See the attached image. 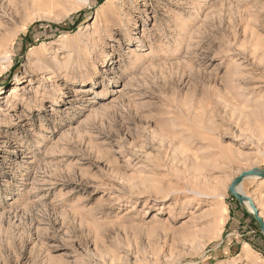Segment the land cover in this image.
Segmentation results:
<instances>
[{"label":"rangeland","instance_id":"1","mask_svg":"<svg viewBox=\"0 0 264 264\" xmlns=\"http://www.w3.org/2000/svg\"><path fill=\"white\" fill-rule=\"evenodd\" d=\"M0 29V264H264L228 190L264 169V0H0Z\"/></svg>","mask_w":264,"mask_h":264},{"label":"water","instance_id":"2","mask_svg":"<svg viewBox=\"0 0 264 264\" xmlns=\"http://www.w3.org/2000/svg\"><path fill=\"white\" fill-rule=\"evenodd\" d=\"M248 177L264 178V169L253 167L242 171L231 181L228 190L238 200L240 205L246 206V203L248 204L249 207H246L248 208V211L252 214V216L255 218V220L258 222L260 231L264 236V218L260 214L258 206L255 204L251 196L243 193L238 189L242 182Z\"/></svg>","mask_w":264,"mask_h":264},{"label":"bare ground","instance_id":"3","mask_svg":"<svg viewBox=\"0 0 264 264\" xmlns=\"http://www.w3.org/2000/svg\"><path fill=\"white\" fill-rule=\"evenodd\" d=\"M16 10V9H15ZM1 30V29H0ZM1 39H0V48L1 47H3L6 43H4V41H3V39H2V37H0ZM5 39V38H4ZM8 42V41H7ZM2 50V49H1ZM18 82L19 83H24V80H23V78H18ZM78 82H80V78H78V77H74L73 79H72V82H70V83H72V84H76V83H78ZM261 82H262V80H261ZM260 86H262V85H255V87L254 88H259ZM253 88V87H252ZM3 91H1V93H2ZM261 100V99H260ZM61 101L62 100H56L55 101V104L56 105H61ZM64 101V100H63ZM263 103V102H262ZM260 105H261V107H262V104H261V102H260ZM259 105V106H260ZM264 105V104H263ZM258 106V107H259ZM258 107H257V109H256V111H257V113L258 112H260L261 110V112L259 113V116L260 115H262L263 116V118H261L263 121H264V106H263V109L262 108H260V110H258ZM255 111V112H256ZM256 130L259 132V134H260V138H262V135H263V129H260L259 127H256ZM264 136V135H263ZM259 138V137H258ZM201 139V138H200ZM253 142V141H252ZM257 142V141H256ZM255 141L252 143V144H254V143H256ZM257 144V143H256ZM198 183V182H197ZM200 183V182H199ZM201 184V183H200ZM193 186V185H192ZM238 189L240 190V191H242V189H241V187H238ZM243 192V191H242ZM244 193V192H243ZM246 205L248 206V204L246 203ZM249 207V206H248ZM261 214V213H260ZM246 248H247V250L244 252L245 254H248V252H249V250L250 249H252L251 248V246L249 245V244H247L246 245Z\"/></svg>","mask_w":264,"mask_h":264},{"label":"trees","instance_id":"4","mask_svg":"<svg viewBox=\"0 0 264 264\" xmlns=\"http://www.w3.org/2000/svg\"><path fill=\"white\" fill-rule=\"evenodd\" d=\"M233 198H235V197L233 196ZM235 199H236V198H235ZM236 200H237V199H236ZM237 201H238V200H237ZM247 215H248L249 217H251L252 220H253L255 223H257V225H259L258 222L255 220V218L252 216V214L247 213ZM257 229H258L259 240L262 242V247H263V249H264V236H263V234H262L261 231H260V227L257 226ZM251 243L253 244L254 247H258L257 244H255L254 242H251Z\"/></svg>","mask_w":264,"mask_h":264}]
</instances>
